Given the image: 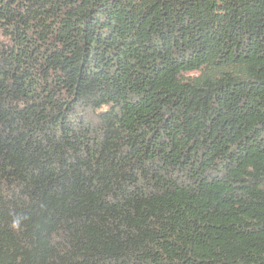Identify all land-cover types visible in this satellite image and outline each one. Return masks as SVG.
Here are the masks:
<instances>
[{"label": "trees", "instance_id": "16d2710c", "mask_svg": "<svg viewBox=\"0 0 264 264\" xmlns=\"http://www.w3.org/2000/svg\"><path fill=\"white\" fill-rule=\"evenodd\" d=\"M0 264H264V0H0Z\"/></svg>", "mask_w": 264, "mask_h": 264}]
</instances>
